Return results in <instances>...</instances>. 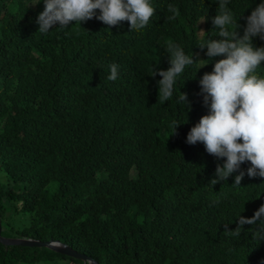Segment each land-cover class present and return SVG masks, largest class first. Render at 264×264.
<instances>
[{
  "label": "trees",
  "instance_id": "obj_1",
  "mask_svg": "<svg viewBox=\"0 0 264 264\" xmlns=\"http://www.w3.org/2000/svg\"><path fill=\"white\" fill-rule=\"evenodd\" d=\"M36 2L0 0V171L9 184L0 181V235L57 240L98 264H264V240L252 235L261 221L238 237L224 225L234 231L240 215L251 218L264 205V177H249L246 161L211 185L226 158L187 143L210 110L199 81L224 58L199 47L219 39L218 0H151L156 13L139 31L93 18L47 34L37 23L44 0ZM261 2L229 0L241 36ZM168 42L208 64L186 66L161 103L162 77L151 75L170 67ZM111 64L119 66L115 81L107 79ZM257 73L264 75V62ZM173 121L181 123L174 135ZM55 259L89 264L0 243V264Z\"/></svg>",
  "mask_w": 264,
  "mask_h": 264
},
{
  "label": "clouds",
  "instance_id": "obj_2",
  "mask_svg": "<svg viewBox=\"0 0 264 264\" xmlns=\"http://www.w3.org/2000/svg\"><path fill=\"white\" fill-rule=\"evenodd\" d=\"M39 3L40 0H37L35 4ZM228 3L229 0H218V12L212 18L219 39H207L199 45L201 49H207L209 58H224L216 61L212 72L205 73L199 81L203 102L210 110L187 134V143L195 145L201 142L208 154L226 158L223 166L217 165V178L210 181L211 185L227 180L246 161L251 164L247 169L249 177H264V75L257 73L264 62V47L253 45L254 37L259 36L264 40V0L247 17L242 36L236 30L237 20ZM168 11L172 13L169 20L176 19L179 14L171 4ZM155 13L151 0H44V10L39 13L37 23L41 34L49 33L57 24L58 28H67L71 24L81 26L93 18L109 27L127 21L130 31H139L148 25ZM165 50L169 54L170 67L167 70L155 68L151 75L162 77L158 81V99L161 103L171 100L177 77L186 66L200 62V69L208 64L204 63L208 60H198L193 54H186L180 45L173 42H168ZM109 68L107 79L115 81L119 66L111 64ZM178 102L189 107L186 93L180 92ZM180 124L173 121L172 135ZM244 175L245 172L240 171L235 176L234 185L240 186ZM214 203H219V200ZM237 220L234 231H229L228 224H224L226 234L238 237L245 224L255 225L261 221V227L254 230L252 235L253 239L264 240V205L253 217L240 215Z\"/></svg>",
  "mask_w": 264,
  "mask_h": 264
},
{
  "label": "water",
  "instance_id": "obj_3",
  "mask_svg": "<svg viewBox=\"0 0 264 264\" xmlns=\"http://www.w3.org/2000/svg\"><path fill=\"white\" fill-rule=\"evenodd\" d=\"M1 230V227H0ZM0 243L4 245H22V246H29V247H46L52 251H55L59 254L79 259L83 263L87 262L89 264H98L94 259L79 253L69 247L68 245L61 243L57 240H48V241H39L35 239L29 238H21V237H3L0 235Z\"/></svg>",
  "mask_w": 264,
  "mask_h": 264
},
{
  "label": "rangeland",
  "instance_id": "obj_4",
  "mask_svg": "<svg viewBox=\"0 0 264 264\" xmlns=\"http://www.w3.org/2000/svg\"><path fill=\"white\" fill-rule=\"evenodd\" d=\"M0 181L4 182L5 186L8 187L9 184L6 181L3 172H1V171H0ZM35 264H73V263H71L69 260H66V259H55V260L49 261V262L40 261V262H37Z\"/></svg>",
  "mask_w": 264,
  "mask_h": 264
}]
</instances>
